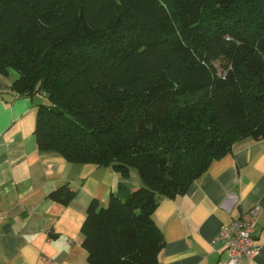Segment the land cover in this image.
Masks as SVG:
<instances>
[{"label": "trees", "instance_id": "trees-1", "mask_svg": "<svg viewBox=\"0 0 264 264\" xmlns=\"http://www.w3.org/2000/svg\"><path fill=\"white\" fill-rule=\"evenodd\" d=\"M43 93L40 150L119 182L81 226L89 264H158L153 212L244 138H264V0H0V73ZM64 184L50 197L67 204Z\"/></svg>", "mask_w": 264, "mask_h": 264}, {"label": "crops", "instance_id": "crops-1", "mask_svg": "<svg viewBox=\"0 0 264 264\" xmlns=\"http://www.w3.org/2000/svg\"><path fill=\"white\" fill-rule=\"evenodd\" d=\"M18 73H0V264H89L81 226L92 199L106 204L119 182L135 188V171L122 177L109 167L71 162L40 150L34 129L41 93L20 95ZM43 97V99L40 98ZM75 194L67 204L50 197L62 185ZM258 246L239 264H264V138H245L213 160L183 194L160 200L153 212L162 231L158 264H219L227 257L222 226L251 206Z\"/></svg>", "mask_w": 264, "mask_h": 264}, {"label": "built area", "instance_id": "built-area-1", "mask_svg": "<svg viewBox=\"0 0 264 264\" xmlns=\"http://www.w3.org/2000/svg\"><path fill=\"white\" fill-rule=\"evenodd\" d=\"M260 211V205L255 204L221 227L217 238L222 241L227 257L219 264H239L256 254L254 228Z\"/></svg>", "mask_w": 264, "mask_h": 264}, {"label": "rangeland", "instance_id": "rangeland-1", "mask_svg": "<svg viewBox=\"0 0 264 264\" xmlns=\"http://www.w3.org/2000/svg\"><path fill=\"white\" fill-rule=\"evenodd\" d=\"M40 98L41 99H43V97L42 96H40ZM45 102H47V99H45ZM245 139V138H244ZM241 140H243V139H241ZM240 141V140H239ZM238 142V141H237ZM236 143V142H235Z\"/></svg>", "mask_w": 264, "mask_h": 264}]
</instances>
